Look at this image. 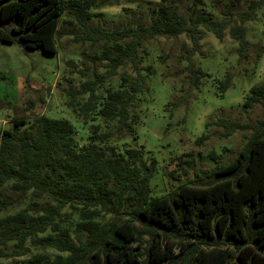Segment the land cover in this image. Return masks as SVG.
<instances>
[{
	"label": "trees",
	"instance_id": "16d2710c",
	"mask_svg": "<svg viewBox=\"0 0 264 264\" xmlns=\"http://www.w3.org/2000/svg\"><path fill=\"white\" fill-rule=\"evenodd\" d=\"M88 1L0 0V41L55 54L67 11L79 23L76 39L100 42L95 58L107 61L108 75L125 63L134 72L108 84V76L96 74L69 88L65 105L79 127L41 114L13 118L0 129V264H264V116L254 123L208 122L223 127L225 136L251 134L233 160L213 169L210 182L189 180L162 193L151 184L156 160L127 141L137 140L140 105L149 97L152 69L138 59L143 44L185 34L189 85L198 87L208 74L192 62L203 54L200 27L218 39L228 28L240 61L250 46L245 22L256 18L264 0H249L236 12L231 7L240 0H231L222 17L205 7L185 17L160 0L148 25L112 30L89 23L95 14ZM234 16L238 22L230 26ZM229 80L221 82L222 91ZM263 99L261 84L242 106Z\"/></svg>",
	"mask_w": 264,
	"mask_h": 264
},
{
	"label": "rangeland",
	"instance_id": "374dc122",
	"mask_svg": "<svg viewBox=\"0 0 264 264\" xmlns=\"http://www.w3.org/2000/svg\"><path fill=\"white\" fill-rule=\"evenodd\" d=\"M162 1L185 17H194L204 7L216 9L217 16L222 17L220 12L226 5H232L231 0ZM248 1L240 0L232 5V11L246 8ZM88 2L91 3L88 11L95 14L89 23L106 30L137 23L148 25L152 8L161 4L160 0ZM63 18L66 21L61 20L59 24L55 54L31 48L24 50L15 43L0 41V129L10 127L13 118L29 120L41 114L66 118L79 127L77 118L65 105L69 88H78L96 74L108 76L107 84L116 83L122 75L134 76L129 63L108 75L107 61L95 58L101 49L100 42L91 44L76 39L72 32L79 29L78 21L67 11ZM237 22L234 16L230 26ZM245 26L250 46L247 56L240 61L237 42L230 37L228 28L223 38L218 39L200 27L203 54L195 53L192 62L195 68L208 74L201 78L198 87L189 85L185 67L186 52L191 43L185 34L158 36L144 43L142 51L138 50L140 65L144 70L152 69V74L146 78L149 97L146 95L147 100L140 105L138 138L127 141L131 145H142L145 156L156 160L151 179L154 192H166L189 180L210 182L213 169L233 160L251 134L248 129H243L225 136L223 127L215 124L206 127L208 122L226 117L254 123L264 116V99L250 108L242 106L250 89L264 84V4L256 18L246 21ZM228 76L229 84L222 91L221 82ZM203 134L206 138L197 142ZM211 152L215 157L210 156ZM29 249L32 253L41 251ZM47 251L56 252L53 249ZM16 261L26 264L21 259Z\"/></svg>",
	"mask_w": 264,
	"mask_h": 264
}]
</instances>
